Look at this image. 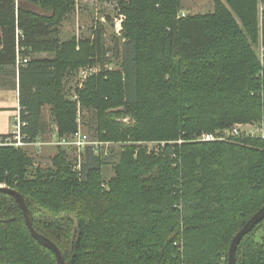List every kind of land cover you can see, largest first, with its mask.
<instances>
[{"label":"trees","instance_id":"1","mask_svg":"<svg viewBox=\"0 0 264 264\" xmlns=\"http://www.w3.org/2000/svg\"><path fill=\"white\" fill-rule=\"evenodd\" d=\"M257 3L216 0L212 13L179 17L180 0L121 1V70L87 77L70 100L66 73L101 54L100 32L60 41L74 0H0V87H18L22 140L40 137L50 106L56 139L76 133L86 112L90 141L123 144L107 184V161L91 147L79 166L60 148L49 167L32 168L24 150L0 146V185L22 195L65 264H227L233 237L264 206V141L194 138L264 125ZM261 230L264 220L242 238L236 264H264ZM0 264H57L3 193Z\"/></svg>","mask_w":264,"mask_h":264},{"label":"rangeland","instance_id":"2","mask_svg":"<svg viewBox=\"0 0 264 264\" xmlns=\"http://www.w3.org/2000/svg\"><path fill=\"white\" fill-rule=\"evenodd\" d=\"M121 1L126 2L129 0H112L111 5H105L103 0L101 2L96 0H74L73 12L69 14L60 26L61 42H67L71 39H74L76 42L82 40H90L93 42L97 32H100L101 54L94 59V62L86 66L92 69V74L89 76L97 75L102 71H120L122 68L123 44L125 40L122 37L123 29L119 33L116 31L118 25L117 22L120 20L119 15L122 14ZM262 1L264 0H258L257 3L259 29L263 26L261 16H259V9L261 4H263ZM215 2L216 0H180V12L178 16L186 17L212 13L215 8ZM262 19H264V15H262ZM262 35V37H264V34ZM261 43V32H259L258 44L254 48L255 52L259 51ZM41 58L50 59L51 55L42 54ZM80 70H83V68H79L78 70H68V73H66L63 80L64 92L68 94L70 100H75V97H72L75 90L81 88L85 82V79H82L79 75ZM2 77L3 76L0 75V78ZM80 117L84 123V125H79L80 130L83 133H86L91 140H94L92 138V133L89 131L90 124L92 123V116L84 112ZM41 120L43 124L41 135L33 143H25L22 140L23 137L20 135L14 136L12 133L8 134L7 138L9 139L7 141L4 140L3 142H6V144L13 146L14 148L24 150L33 163L32 168L38 166L49 167L52 163L53 157L57 154L58 149L60 148L74 165L79 166L85 155V149H76L74 147L59 146L55 144L57 141L56 128L51 115L50 106H43L41 108ZM12 128L16 129L14 127ZM37 141L42 145L37 146ZM156 145L157 144H144L141 146L151 150ZM122 147V143L102 142V146H99L98 148V152L101 151L102 159L107 161L102 167V180L105 184H107L108 180L113 176L112 163L116 161L115 159L121 152ZM256 236L259 241L264 237V230L258 232Z\"/></svg>","mask_w":264,"mask_h":264},{"label":"built area","instance_id":"3","mask_svg":"<svg viewBox=\"0 0 264 264\" xmlns=\"http://www.w3.org/2000/svg\"><path fill=\"white\" fill-rule=\"evenodd\" d=\"M96 1H102V0H96ZM105 5H111L112 0H103ZM262 15H264V5L261 4L260 9H259V16H261V22L263 21ZM120 20L117 22V27L116 31L117 33L122 31V23L125 19L124 15L120 14ZM261 32V47L259 51H257V57L261 65V71L264 70V37H262V27L260 28ZM26 60H20L17 59L16 61V67H19V65L25 63ZM92 74V69L90 67H85L83 70L79 71V75L82 79H85ZM123 121H128V118L124 119ZM14 131H12V135H20V127H21V122L19 119V114L16 117V122H15ZM11 135V136H12ZM22 137V136H21ZM239 138H258L264 141V125L263 122L258 121V122H251L248 124L244 125H234L231 129L229 130H224V131H216L215 133H202L200 136H196L194 138L195 142H215V141H229L232 139V141H235L236 139ZM9 138L6 139H1L0 138V146L1 145H8L6 142H3L4 140H8ZM179 144L181 143L180 141L178 142ZM21 144V143H20ZM56 145L59 146H69V147H74L76 149H84L86 147H91L92 150L98 154V148L99 146H102V142L98 141H90L88 137L83 133L80 129L77 130L76 133L72 134L71 136L67 138H58ZM37 146H41L42 144L37 141L36 143ZM163 145V144H161Z\"/></svg>","mask_w":264,"mask_h":264},{"label":"water","instance_id":"4","mask_svg":"<svg viewBox=\"0 0 264 264\" xmlns=\"http://www.w3.org/2000/svg\"><path fill=\"white\" fill-rule=\"evenodd\" d=\"M0 193L6 194L10 197H12L14 199V201L16 202V204L18 205L19 209L21 210L22 216L25 220L26 223V227L29 231V233L31 234V236L43 247L47 248L48 250H50L56 260L57 264H65L60 251L58 250V248L46 237H44L43 235H40L39 233H37L33 226H32V215L30 210L27 208L24 198L22 197V195H20L17 191L4 187V186H0ZM264 220V206H262L247 222L246 224L242 227V229L236 233V235L233 237L230 246L228 248V252H227V264H236V260H235V252H236V248L238 246V244L240 243V241L242 240V238L247 235L248 233H250L254 227L259 224L260 222H262Z\"/></svg>","mask_w":264,"mask_h":264},{"label":"crops","instance_id":"5","mask_svg":"<svg viewBox=\"0 0 264 264\" xmlns=\"http://www.w3.org/2000/svg\"><path fill=\"white\" fill-rule=\"evenodd\" d=\"M1 36V30H0ZM39 55L38 58H41ZM18 87H0V136L8 135L14 130L16 117L19 114Z\"/></svg>","mask_w":264,"mask_h":264}]
</instances>
